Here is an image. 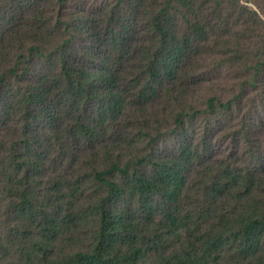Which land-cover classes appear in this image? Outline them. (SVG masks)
<instances>
[{"label": "trees", "instance_id": "trees-1", "mask_svg": "<svg viewBox=\"0 0 264 264\" xmlns=\"http://www.w3.org/2000/svg\"><path fill=\"white\" fill-rule=\"evenodd\" d=\"M250 1L0 0V264H264V153L213 141L264 97Z\"/></svg>", "mask_w": 264, "mask_h": 264}, {"label": "rangeland", "instance_id": "rangeland-1", "mask_svg": "<svg viewBox=\"0 0 264 264\" xmlns=\"http://www.w3.org/2000/svg\"><path fill=\"white\" fill-rule=\"evenodd\" d=\"M106 0H84V3L90 10H97ZM245 3L255 6L250 0H244ZM215 62V61H214ZM213 67V60H209ZM208 82L205 83L204 91H219L225 93V99H231L232 96L239 92V83L235 78V74L229 72L226 68L221 70L209 69ZM256 93L252 94L255 95ZM200 101H206L207 97L201 93L200 97H196ZM202 125V124H201ZM203 126V125H202ZM253 134L256 141V147L260 148L264 153V97H246L243 100V106L236 111L231 122L225 120L214 126V149L218 156H227L237 154L244 160L249 161L252 158L248 139L243 128ZM172 139L163 142L165 146H171Z\"/></svg>", "mask_w": 264, "mask_h": 264}]
</instances>
